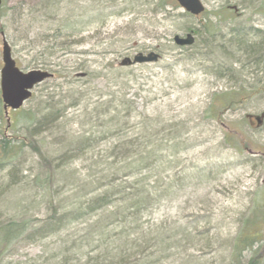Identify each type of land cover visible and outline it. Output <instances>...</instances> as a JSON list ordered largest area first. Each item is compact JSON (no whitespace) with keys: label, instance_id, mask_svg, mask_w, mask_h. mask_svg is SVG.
Wrapping results in <instances>:
<instances>
[{"label":"rangeland","instance_id":"374dc122","mask_svg":"<svg viewBox=\"0 0 264 264\" xmlns=\"http://www.w3.org/2000/svg\"><path fill=\"white\" fill-rule=\"evenodd\" d=\"M201 1L205 13L192 17L160 0H3L0 75L5 39L20 69L54 78L9 110V124L0 103V142L4 133L26 143L0 161V226L27 227L0 264H264L259 235L234 257L242 234L256 233L248 221L264 218V0ZM189 34L192 47L175 44ZM151 51L158 63L122 66ZM133 141L156 153L150 170L101 174L95 162ZM66 142H87L85 154L59 164ZM148 174L159 189L144 184ZM107 189L115 204L92 212L87 201ZM124 193L143 210L120 216Z\"/></svg>","mask_w":264,"mask_h":264},{"label":"trees","instance_id":"16d2710c","mask_svg":"<svg viewBox=\"0 0 264 264\" xmlns=\"http://www.w3.org/2000/svg\"><path fill=\"white\" fill-rule=\"evenodd\" d=\"M160 5L163 8V6H168V7H172L174 9L179 8V6L175 3V1L173 0H160ZM184 16H187V14H185ZM189 16V15H188ZM1 103V101H0ZM35 116V114H34ZM53 116L50 114H47L43 117H40L41 119H39L38 123H37V130H40L41 128L45 127L46 124H48L47 122L50 121V119ZM39 132V131H37ZM33 133H29V135L31 136V138L33 139L32 136ZM2 141L0 142V150L2 151L1 156H0V161H2V163L5 162H10L12 160H14L17 156V149L20 148L21 144H25L23 141H21L20 139L15 138L13 140V143L10 142L11 140L7 138L6 134L2 133ZM150 137V134H149ZM21 143V144H20ZM34 143L33 141H31V144ZM67 143V142H66ZM63 143V149L61 148L60 153L57 155V161L59 162V164L61 162H63V160H65L67 157L70 158H74L79 156L81 153H84L83 149L86 145V143H79V145L77 147H72L70 145H68V143ZM138 143V141H133V144L136 146ZM143 142H139L138 145L131 150H127L125 147H121L119 149V154H117L115 157L114 156H110L106 159V162L103 163V161L101 162H95V165L99 166V165H103L105 164V166L100 169L101 174L103 172H106V174L108 175V171L116 166H120L121 169H123L124 172H126V175H129L130 177L133 176L134 174H132L134 170H138L141 169V174L145 173L146 171L150 170V167L156 163V153H152V151H149V154L152 153L151 156L147 157V155L144 153L145 147L142 146ZM22 145V146H25ZM119 145V144H118ZM32 147H35L34 145ZM37 147V146H36ZM39 147V146H38ZM148 148V147H147ZM37 151V149L35 150ZM38 152L41 155V158L44 160V162L46 163V158L45 156H43V153L38 150ZM50 153H54V150L52 148H50L47 152H46V157L49 158V161H51L50 165L52 164V160H50ZM74 154V155H73ZM72 155V156H71ZM55 157V156H54ZM53 157V158H54ZM155 157V158H154ZM61 158H63V160H60ZM150 159H154V161H151ZM53 169H49L48 173L50 174H54L55 170L58 171L59 167L58 165L53 166ZM67 167V166H66ZM60 170V169H59ZM109 176V175H108ZM125 176V175H124ZM52 178V177H51ZM51 178L46 177V181H52ZM152 175L148 174L147 177H145V181L144 184H146V186L150 189H159V187L157 186V183L154 181H151ZM144 180V179H143ZM136 181H139V178H137ZM114 182V181H112ZM124 183V182H122ZM99 184V183H97ZM113 185V184H112ZM126 185V184H125ZM122 187V190H131L129 186H120ZM103 188V187H102ZM101 190V189H98ZM102 191V190H101ZM104 193L102 194L101 197L98 198H90L87 201V205L91 206V211H97L100 210L101 208L107 209L109 207H111L113 204H115V202L109 201L110 200V194H114V195H118L117 192H112V191H103ZM140 198L138 197V194H134V193H124L123 195H121L119 201H118V205H119V215L121 216L122 214L124 216H132V212L134 210L137 211H142L143 210V206L139 203ZM143 202L147 203L148 205H152L154 204L157 200L155 198L152 197H146L142 199ZM17 210L19 208V205L16 206ZM260 211V210H258ZM56 212V211H55ZM263 213V211H260ZM57 213V212H56ZM262 213L257 214L254 218H252L250 221H248L251 226L253 227V229H255L256 233L254 236L248 235L247 234H242L241 238L242 239L244 237V239L241 241V243L237 244V246H235V253H234V257L235 259L240 257L243 253V251H245V249L252 247L255 243H259L260 240L258 238V235L260 237H263V231L260 229V225L263 224L264 218L262 217ZM65 217H62L61 220L59 221H55V219L52 221L53 223H51L50 225H48L45 230L50 232V230H55L58 229V226H60L63 222H61ZM244 230H248V227H246ZM27 231V227L25 226L24 229H22V227L19 225V223L16 222L15 219H12L11 221L7 222V223H3L0 226V255H2L3 253H5L9 248L13 247L15 244L19 243L21 236L24 234V232ZM254 254H256V252H254ZM115 264H120L119 261H117ZM246 264H260V259L258 258V256H254L251 257L250 260L246 263Z\"/></svg>","mask_w":264,"mask_h":264},{"label":"water","instance_id":"95a60500","mask_svg":"<svg viewBox=\"0 0 264 264\" xmlns=\"http://www.w3.org/2000/svg\"><path fill=\"white\" fill-rule=\"evenodd\" d=\"M180 8L192 15L199 16L205 11V6L201 0H176ZM2 0H0V11ZM2 36H4L2 34ZM174 42L179 47H190L195 43V38L192 34L185 38L175 36ZM160 59V55L155 52L148 54L139 53L133 60L127 58L122 62V66H132L134 64H149L156 63ZM3 68L1 70V91L4 110L8 108L12 110L19 109L32 96L34 88L41 83L53 78V74L43 70H33L24 72L17 67L16 61L12 57L10 45L3 39L2 50ZM260 123V118H257Z\"/></svg>","mask_w":264,"mask_h":264}]
</instances>
